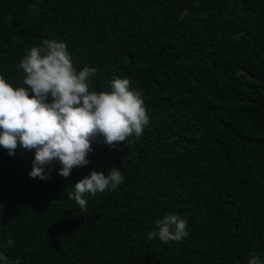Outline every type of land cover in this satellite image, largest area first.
Listing matches in <instances>:
<instances>
[{"label":"trees","instance_id":"obj_1","mask_svg":"<svg viewBox=\"0 0 264 264\" xmlns=\"http://www.w3.org/2000/svg\"><path fill=\"white\" fill-rule=\"evenodd\" d=\"M188 15L181 19V14ZM64 41L96 91L128 78L145 101L143 135L47 180L35 150L0 148V251L21 264H248L264 259V0H0V74L24 86L20 60ZM120 168L116 191L68 198L93 170ZM168 213L190 235L150 240ZM14 241L9 247L8 239Z\"/></svg>","mask_w":264,"mask_h":264},{"label":"clouds","instance_id":"obj_2","mask_svg":"<svg viewBox=\"0 0 264 264\" xmlns=\"http://www.w3.org/2000/svg\"><path fill=\"white\" fill-rule=\"evenodd\" d=\"M188 10L181 14V19ZM24 86H14L0 74V148L15 156L17 149L35 150L33 179L47 180L49 165L59 162V174L69 177L76 167L90 164L93 141L112 148L135 137L139 139L150 123L145 101L128 78L116 77L108 89L96 91L91 78L95 67L77 69L64 41L45 39L43 46H33L20 60ZM125 181L120 168L113 166L105 174L93 170L75 183L68 198L87 214L88 197L107 190L116 191ZM190 235L188 220L179 213H168L155 221L147 238L167 244ZM9 247L14 241L9 238ZM0 264H21L0 251ZM248 264H264L253 254Z\"/></svg>","mask_w":264,"mask_h":264}]
</instances>
